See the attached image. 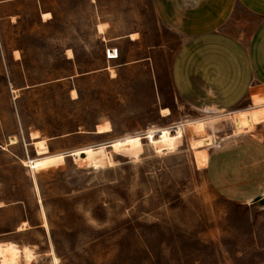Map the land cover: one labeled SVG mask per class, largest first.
Segmentation results:
<instances>
[{
    "label": "rangeland",
    "instance_id": "obj_1",
    "mask_svg": "<svg viewBox=\"0 0 264 264\" xmlns=\"http://www.w3.org/2000/svg\"><path fill=\"white\" fill-rule=\"evenodd\" d=\"M180 42L153 0H0V242L33 252L16 264H264V205L237 202L264 176L241 183L258 170L230 161L231 200L202 169L209 127L185 123L217 113L175 100ZM244 149L264 173V141Z\"/></svg>",
    "mask_w": 264,
    "mask_h": 264
},
{
    "label": "crops",
    "instance_id": "obj_2",
    "mask_svg": "<svg viewBox=\"0 0 264 264\" xmlns=\"http://www.w3.org/2000/svg\"><path fill=\"white\" fill-rule=\"evenodd\" d=\"M153 6L163 25L181 39L170 69L175 100L217 113L190 119L205 121L209 127L213 141L204 146L207 158L202 169L224 195L221 187L231 185L222 186L223 178L231 174L230 161L239 164L249 158L245 162L249 169L259 171L262 166L261 154L244 147H249L251 140L264 141V101L256 105L253 101L254 96H264V0H153ZM247 99L249 106L244 105ZM164 109L169 113H163ZM241 110H250L253 127L242 133L236 128L226 132L234 125V114ZM171 115L170 105L161 108L163 118ZM220 131L225 135L219 137ZM239 139L244 140L239 144ZM214 158L221 161V167L211 172ZM258 171L249 178L243 175L241 183L260 182L264 173ZM258 196L264 197V183L237 202L249 204Z\"/></svg>",
    "mask_w": 264,
    "mask_h": 264
},
{
    "label": "bare ground",
    "instance_id": "obj_3",
    "mask_svg": "<svg viewBox=\"0 0 264 264\" xmlns=\"http://www.w3.org/2000/svg\"><path fill=\"white\" fill-rule=\"evenodd\" d=\"M261 95V94H260ZM263 95V94H262ZM254 104H260L264 101V96H254L253 97ZM163 113H169L168 109H164ZM233 123L236 128L237 133H242L243 131H249L253 127V118L250 110H241L234 114L233 116ZM185 125L191 129L192 132L200 134L205 131V123L201 120L196 121H189L186 122ZM112 131V126L108 120L104 121L103 123L98 124L97 126V133H108ZM212 136L205 134L203 138L200 139H192L191 143L196 149L204 148V146L212 144ZM37 151H38V158L35 160H31L33 162L34 167L39 170L41 166L47 165L45 163L41 164V160L46 159L49 156L40 157L48 153L47 143L43 140H38L37 142ZM34 143V144H35ZM36 147V146H35ZM83 157V156H82ZM45 225L47 226V221L45 220ZM6 253L9 257L11 263L16 264L19 262L20 258L22 257L25 262H30L33 258L32 249L28 246H21L19 247L17 243L13 241H5L0 242V254ZM54 261L58 264L57 256L53 255ZM26 262V263H27Z\"/></svg>",
    "mask_w": 264,
    "mask_h": 264
},
{
    "label": "built area",
    "instance_id": "obj_4",
    "mask_svg": "<svg viewBox=\"0 0 264 264\" xmlns=\"http://www.w3.org/2000/svg\"><path fill=\"white\" fill-rule=\"evenodd\" d=\"M107 58L108 59H116L119 57V50L118 48H107L106 50Z\"/></svg>",
    "mask_w": 264,
    "mask_h": 264
},
{
    "label": "water",
    "instance_id": "obj_5",
    "mask_svg": "<svg viewBox=\"0 0 264 264\" xmlns=\"http://www.w3.org/2000/svg\"><path fill=\"white\" fill-rule=\"evenodd\" d=\"M199 136H202V134H200ZM255 201H257L260 204H263L264 205V197H262V196L256 197L253 202H255Z\"/></svg>",
    "mask_w": 264,
    "mask_h": 264
}]
</instances>
